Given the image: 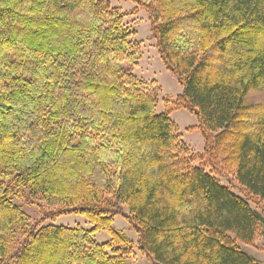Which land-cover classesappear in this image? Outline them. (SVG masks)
<instances>
[{"label": "trees", "instance_id": "trees-1", "mask_svg": "<svg viewBox=\"0 0 264 264\" xmlns=\"http://www.w3.org/2000/svg\"><path fill=\"white\" fill-rule=\"evenodd\" d=\"M127 1L184 86L162 113L126 66L142 43L110 0H0V264H127L136 246L117 216L155 264H257L240 245L264 224L250 204L264 213V0ZM182 109L204 154L178 135ZM65 215L93 228L43 226Z\"/></svg>", "mask_w": 264, "mask_h": 264}, {"label": "rangeland", "instance_id": "rangeland-1", "mask_svg": "<svg viewBox=\"0 0 264 264\" xmlns=\"http://www.w3.org/2000/svg\"><path fill=\"white\" fill-rule=\"evenodd\" d=\"M113 7H117L121 12L126 14L127 25L136 30L134 39L142 43L143 56L137 64H126L130 71L139 79L147 82L152 86V92L159 98L158 113L165 111V100L170 99L175 101L177 97L184 93V86L180 83L178 77L168 71L164 66L155 40L151 34V22L149 14L134 2L127 0H110ZM171 119L176 123L178 135L196 154H204L206 149L205 137L200 129V122L196 114L190 113L187 110H179L171 114ZM208 173H212L206 168ZM222 185L228 187L234 194L245 198L239 184L233 177L218 176ZM13 202L20 205L24 212L31 218L33 223L40 219V210L35 206H28L21 199L14 198ZM253 209L258 210L261 214L262 206L250 202ZM46 225H57L65 227H81L87 231L93 228L92 224L81 215H65L56 220H47L43 223ZM114 229L122 232L124 236L132 241L136 249L134 254L127 259V264H155L143 255L138 249L139 236L133 225L121 216L115 218ZM94 239L100 243L110 241L111 236L106 231H100L94 234ZM243 251L250 257L256 260L257 264H264V251L260 248L264 247V224L261 228V233L256 241L255 246L240 245Z\"/></svg>", "mask_w": 264, "mask_h": 264}]
</instances>
